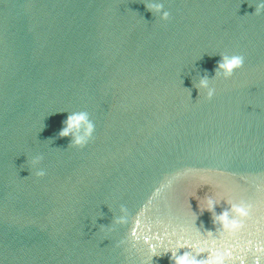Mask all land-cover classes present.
<instances>
[{
	"label": "water",
	"instance_id": "95a60500",
	"mask_svg": "<svg viewBox=\"0 0 264 264\" xmlns=\"http://www.w3.org/2000/svg\"><path fill=\"white\" fill-rule=\"evenodd\" d=\"M164 8L167 20L144 0H0L2 264H141L153 233L169 234L164 245L196 232L209 247L259 238L264 13L252 15L255 0ZM223 53L244 57L227 79L215 75ZM204 76L211 98L194 87ZM73 111L94 124L81 148L58 135ZM206 195L217 215L227 200L251 203L245 228L221 234L200 210Z\"/></svg>",
	"mask_w": 264,
	"mask_h": 264
},
{
	"label": "clouds",
	"instance_id": "9594fccd",
	"mask_svg": "<svg viewBox=\"0 0 264 264\" xmlns=\"http://www.w3.org/2000/svg\"><path fill=\"white\" fill-rule=\"evenodd\" d=\"M145 8L150 11L153 16L159 15L160 20H167L169 12L164 8V0H144ZM264 13V0H255V11L252 15H260ZM244 57L237 54H221L216 64L215 75L218 78H229L235 70L243 66ZM210 79L206 76L201 77L194 85L200 92L203 90L205 98H211L214 89L210 87ZM94 132V124L89 119L86 111H73L69 113L63 122V127L59 131L60 137H71L70 146L75 148L84 147L92 138ZM41 156L32 157L30 163L33 167L40 163ZM44 170L37 169L34 175L43 176ZM193 197H196V193ZM199 200L200 210H207L212 213L213 223L218 224V231L223 234L236 235L245 228V222L251 218L253 205L244 200H227L228 208L221 211L218 215L214 212V207L218 204V199L213 196L206 195ZM201 201L203 206H201ZM121 212L126 213V209L121 207ZM127 216L122 214L113 221L115 224H125ZM183 232V230H182ZM168 233L163 235L152 234L151 237L143 236V244L147 245V256L141 261V264H150L153 256L161 253H171L170 259L173 264H264V225L257 229L255 240H248L243 248L233 245L217 246L213 241L212 246H207L208 242L202 239L199 233L194 236L180 235L173 243L169 240L167 245L163 244V240L168 237ZM175 235V232L172 233ZM155 241L153 243L152 241ZM187 248L180 255L177 250ZM200 254H206L205 258L197 259ZM2 264V261H0Z\"/></svg>",
	"mask_w": 264,
	"mask_h": 264
}]
</instances>
